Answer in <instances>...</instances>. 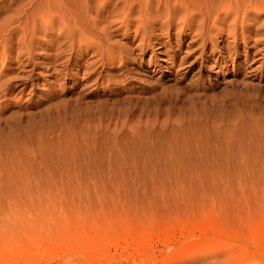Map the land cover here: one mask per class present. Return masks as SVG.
Returning a JSON list of instances; mask_svg holds the SVG:
<instances>
[{
    "label": "rangeland",
    "instance_id": "rangeland-1",
    "mask_svg": "<svg viewBox=\"0 0 264 264\" xmlns=\"http://www.w3.org/2000/svg\"><path fill=\"white\" fill-rule=\"evenodd\" d=\"M117 1L114 6L122 8ZM172 1L168 0L169 7ZM25 2H0L4 8L0 23ZM164 5L154 6L160 7L154 14L161 16V20L155 16L156 27L167 20ZM256 23L244 25L250 28L247 44L239 28L236 46L231 39L227 42L230 53L223 46L227 31L216 37L213 53L207 42L205 54L198 51L196 65L186 75L182 73L187 67L171 72L169 58L181 49L183 57L196 32L169 28L170 34L162 39L171 40L170 44L163 48L165 54L156 56L161 67L140 68L141 81L133 87L131 80L92 83L85 76L94 67L105 75H118L124 62L135 70L141 56L146 64L154 49L137 48L141 35L134 38L135 26L125 40L127 28L122 23L111 27L105 46L112 43L132 52L130 61L117 59L107 67L101 65L104 57L99 59L101 54L93 50L78 65L85 44L78 37L69 42L56 29L35 35L32 59L20 55L19 35L9 43L4 34L0 39V264H264V57L257 59L264 54L262 34L261 44L254 46L256 31L264 28V13ZM184 30L191 35H184ZM223 53L230 56L218 72L208 57ZM203 63L208 65L204 70ZM146 85H157L158 91L169 88L172 99L166 94V100L153 102L151 93L138 95ZM114 90L119 93L107 95ZM126 91L135 94L125 97L128 102H116ZM119 102L136 113L146 104L138 110L144 118L137 113L127 119L115 111L111 113L115 119L135 123L175 108L194 116L195 123L186 127V122H172L181 127V135L169 143L157 136L143 142L144 128L128 125L117 131L94 123L101 105H107L110 113ZM145 110H149L146 116Z\"/></svg>",
    "mask_w": 264,
    "mask_h": 264
},
{
    "label": "bare ground",
    "instance_id": "bare-ground-1",
    "mask_svg": "<svg viewBox=\"0 0 264 264\" xmlns=\"http://www.w3.org/2000/svg\"><path fill=\"white\" fill-rule=\"evenodd\" d=\"M3 1H5V0H0V2H3ZM25 1L26 2L24 3L23 6L17 8L14 11L15 14L12 17L10 16V17H5L2 19V22L0 23V39L3 37L4 34H6V35L8 34L9 37L5 38V40L10 43V39H14L19 35L18 36V43H19L18 51H19L20 55L21 54L22 55L27 54L29 59H32V54L34 52L35 42H33V41L35 40V35H37V33L39 31H43V32L47 33V32L53 31V30L55 31V29H56L60 32L61 36L67 37L65 39H69V42H71V40H73V38L75 39L76 37H78L79 41L82 44H85L84 46H86V48H84L80 51V54H79L80 57H78V59H77L78 65H79V62L84 60L85 55H87L89 53V51H91V50H93L94 54H101V57L99 59H103V57H104L105 60L103 59L104 61L101 64L102 67L103 66L107 67V64L108 65L109 64L114 65V63H116L115 61L117 59H120V61H122L123 58L129 59V55L131 54L132 50L130 51L126 48H123L124 46L123 47L120 46V48L119 47L116 48L115 45H111L112 43L108 44L109 43L108 40L110 39L109 31H111V27L114 26L116 23H122L123 26H125V28H127V30L124 34V37H123V39L125 40V39H129V37L131 36L130 29L132 26L133 27L135 26V29H134L135 37L134 38L136 39L141 35V38L139 40V44L137 45V48L139 47L144 52L146 50V49H144V47L147 45L148 46L150 45L154 49V53L152 52L153 55H151L148 62L145 64L144 60H143V56H141L140 64L138 67L134 68L135 70H132V69L130 70L128 68V66L125 67V65H127V62H124V63H126L125 65H124V63H121L122 65L118 66V67H120V70L118 69L119 70L118 75H111V74L105 75V74H103V71L98 72L97 67H94L93 68L94 70H92V72H90V74L85 76L86 80H88V81L93 80L92 83L94 82V80H95V82H97V81L99 82V79H104L105 81L107 80L106 82H108V83H120V82L125 83L126 80H128V81L131 80L132 82L130 85L132 87L134 86V84L141 81V77L139 76V71H138L140 68L144 71H148L145 68L146 66H148V67L154 66L155 70H156V68L161 67V66H159L158 62L156 61V56L158 54H165V51H163V48H167L168 45L170 44L169 41H171V40L163 41V39H162L164 35L170 34L169 28H175V26H176L177 29L180 31L183 28L188 27L192 33L196 32L194 35L190 36L188 46H187L188 50L185 52V55H183V57H182L183 50L181 49V50H178L175 52L176 56H171L169 58L171 60V61L169 60L171 63V66H170L171 69L170 68H168V69L173 73H177V71L179 72L180 70H183L184 68L187 67L188 69L186 71L183 70L184 72L182 73L183 75H186L192 70V68H194V65H196L194 62V59H196V57H199L200 55L205 54L206 48H207L206 47L207 42L212 44L211 51L213 53L215 51L216 47L218 46L216 37L218 35H223V33H225L227 31L228 37H227L226 41L225 40L223 41L224 42L223 46H224V49L226 48V52L230 53V51H231L230 45L231 44H228L227 42H230L229 40L231 39L232 42H234V46H236V44L238 43V40L240 39L239 38V32H238L239 28L242 29V31H241L242 37L241 38L245 42L250 37V35H249L250 33H248V32H250V30H248L250 28L247 29L246 27H244V25L248 22L249 23H254V22L256 23L257 21L260 20L261 15L264 13V0H174V2L172 1V3H173V5L171 6L172 8L169 7L168 0H166V1L165 0L164 1L163 0L162 1L161 0H119L123 4L122 5L123 7L120 9H118L117 7L114 6L115 1H117V0H25ZM155 1H157V2H155ZM162 2L165 3L166 5L162 4ZM155 4H159L161 7H163L162 5H164V7L168 10L167 20L165 22L160 23L161 26H159V27H156V20L157 19L155 16H157V18L159 17V15H157L156 13L160 9V7L158 6V8L157 7L154 8ZM2 10H4V8H0V12ZM154 10L156 11L155 14H154ZM163 11H164V9H163ZM162 17H163V15H162ZM160 18H161V16H160ZM160 18H158V19H160ZM117 20H119V21H117ZM179 20H180V22H182L181 26L176 25V22ZM209 23L210 24L212 23V24L209 25ZM263 31H264V28L261 31H260V29H259V31H256L257 40H255L254 46L261 44V42L263 40L262 38L264 37ZM260 34L263 35L262 38H261L262 35H260ZM184 35L187 36V35H191V34L190 33L187 34V32L184 30ZM103 40H105L104 43L108 41L106 46L103 43ZM70 46H72V45H70ZM260 50L262 52L264 51L262 49H260ZM70 51L71 50H69V52ZM198 51H201L200 55L197 54ZM55 52H57V50ZM63 52H64V50H63ZM106 53H107V55H105ZM61 55L62 54H60L58 56H61ZM228 56H230V55L224 54L223 56L220 55L218 57H214V56L211 57L210 56V57H208V61L213 59L214 63L211 67L215 68L218 72L219 71L222 72V70L225 66L224 64L226 62V57H228ZM92 57H94V55ZM95 57H98V56H95ZM263 57H264V54L261 57H257V59H261ZM68 60H69V58H68ZM89 60L90 59L86 60L84 65L88 64L90 62ZM64 61H66V60H64ZM129 61H130V59H129ZM165 61H168V60H165ZM17 62H19V61H17ZM193 62H194V64H193ZM23 64H25V63H21V65H23ZM89 65H91V64H89ZM206 67H208L207 63L201 64V68L203 70ZM54 68H55V66H54ZM17 69H19V68H17ZM152 71H154V69ZM96 75H98V77ZM95 77H97V78H95ZM0 78L2 80V77H0ZM136 85H138V84H136ZM156 86L157 85H155V86L146 85V87L140 86V87H142L141 89L144 88L145 91L137 92V94L138 95L139 94L140 95H146L148 93H151L152 96L151 95L150 96L152 97L153 102L160 101V100L161 101L166 100V97H167L166 94L169 93L170 89L163 87L162 89H160V91H158ZM24 88H25V86L22 89H24ZM135 88H136V86L134 87V89ZM158 88H159V86H158ZM133 91L123 92L122 93V94H124V96H122L123 100L118 98L117 100L115 99V101L116 102L117 101L122 102L127 97L134 96L133 94H135V93H133ZM97 92L92 94L93 97L98 96ZM117 93H119V91L108 92L107 95H115ZM171 94L172 93H170V95ZM198 95L199 94L197 93L196 96H198ZM176 96L178 98L181 96V94H176ZM193 97H194V93H193ZM140 98H142V97H140ZM167 98H169V94H168ZM170 98L172 99V97H170ZM170 98H169V100H170ZM199 98H201V97H199ZM105 99H106V96H105ZM105 99H104V101H105ZM135 99H138V98L136 97ZM148 99L149 98H147L146 101H148ZM99 100H97V101H99ZM176 100H178V99H175V101ZM197 100H199V99L197 98ZM104 101H102V102H104ZM146 101L144 100V102H146ZM126 102H128L127 99H126ZM149 103H151V102H149ZM165 103H167V101H165L163 104H165ZM168 103L170 104V102H168ZM120 104L121 103L119 102V104L117 106H114L112 108L113 111H111L110 113H108L109 111H108L107 105H101L99 108V113H100L99 120H96L97 122H94V123H97L96 125L99 127L108 128V129L114 128L117 131H118V129L120 130L122 128H125V126L128 127V125H130L129 126L130 128H138V129L144 128L142 133H140V138H143L140 140H143V142H144L145 138L152 140L153 136H155V138L157 136L158 138L159 137L165 138L164 140L167 141L168 143L170 141L172 142L173 139H175L176 137L181 135V134H179L181 132V130L178 129L181 127H176L179 122H181L182 124H183V122L184 123L186 122V124H187L186 127L187 126L189 127L190 125H193L195 123V117L194 116H192V115L187 116L186 114L182 113V111H180V110L177 112L175 110V108H174L175 111L172 110L171 108H168L167 112L159 111L156 114L154 113L155 114L154 116H146L147 110H145L144 113H146L145 114L146 117H145V119H143L144 118L143 112L142 113L140 112L141 114L138 113L139 112L138 110H141L139 108L143 107L142 105H144V104H142L139 108H137L138 110H135V111H137V113L140 114V117H143V118L138 117L139 119L135 120V123H133V119H131V122H130V120H128L130 123H132V124H130L127 120L113 118V114H111V113L115 112V111L117 112V114L119 113V115H125L127 119H128L127 116L138 115L136 112L131 111V109H128V108L126 109L123 106H120ZM137 105L139 106V104H137ZM169 106H172V104ZM125 107H127V106H125ZM145 107H144V109H145ZM165 107H167V106H165ZM165 107L163 109H166ZM150 109H151V107L149 108V110ZM105 114H107L106 115L107 118L105 119V117H104L105 120H103L102 115H105ZM123 118L125 119V117H123ZM172 122H178V123H176L175 126H172L171 125ZM201 124H203V123H201ZM202 126H204V125H202ZM223 129H225V128H223ZM104 130H103V132H105ZM201 130H202V128H201ZM134 131H135V129H134ZM108 132L109 131L107 130L105 133H108ZM133 134H136V133L133 132ZM103 138H104V136H103ZM114 141H115V139H114ZM143 142H141V143H143ZM114 144L115 143H113V145ZM171 147H173V146H171ZM158 149H159V147H158Z\"/></svg>",
    "mask_w": 264,
    "mask_h": 264
}]
</instances>
